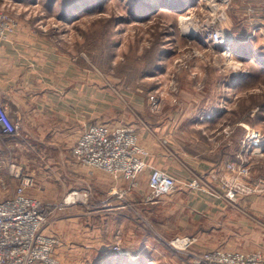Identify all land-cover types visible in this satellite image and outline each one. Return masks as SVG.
<instances>
[{"label": "rangeland", "instance_id": "1", "mask_svg": "<svg viewBox=\"0 0 264 264\" xmlns=\"http://www.w3.org/2000/svg\"><path fill=\"white\" fill-rule=\"evenodd\" d=\"M160 1L0 0L6 26L0 45L12 38L33 39L43 57L35 64L40 74L75 85L73 93L68 88L73 96L81 95L78 89L84 87L91 113L101 109L104 98L105 120L92 121L78 140L92 125L128 128L146 153L140 156L146 168L135 180L77 162L72 150L78 140L70 150L74 161L87 167L90 176L104 173L122 182L121 188L111 189L107 204L133 193L147 205L171 198L158 206L160 214L147 220L142 209V217L90 212L81 229L96 234L88 238L96 245L75 254L58 252L62 240L52 228L55 217L81 206L92 209L86 204L90 189L75 183L61 199L53 200L43 190L47 198H42L38 180L49 177L51 149L30 140L29 153L21 151V120L13 118L1 100L19 131L0 138L2 158L10 163L1 165L9 180L0 173V202L23 187L19 173L33 182L26 194L48 205H58L74 193L87 199L55 209L48 219L45 233L59 243V264H203L200 259L215 252L256 255L264 264V68L257 55H264V26L257 28L248 10L236 7L242 0H165L172 5L163 8ZM215 31L229 38L230 47L214 44L210 35ZM242 38H249L245 48ZM252 52L256 56H250ZM158 119L172 120V137L193 158L190 170L180 165L183 175L149 164L151 153L141 144L135 125L151 126L148 120ZM170 138L162 142L167 145ZM221 158L223 164L215 167L213 161ZM154 170L176 180L172 193L154 195L149 186ZM45 187L54 189L55 183ZM177 241L189 245L176 246Z\"/></svg>", "mask_w": 264, "mask_h": 264}, {"label": "crops", "instance_id": "2", "mask_svg": "<svg viewBox=\"0 0 264 264\" xmlns=\"http://www.w3.org/2000/svg\"><path fill=\"white\" fill-rule=\"evenodd\" d=\"M236 7L248 10L249 16H252V20L257 23V28L264 26V0H242L241 5L238 6L237 4ZM257 16H261L262 19L257 20V18H261ZM249 38L241 39L243 40L241 42L243 43V48L248 46L244 43L247 42L248 44ZM37 46L38 44L33 39L26 38H12L9 42L0 45V100L7 107L9 114L13 118L21 120L20 135L24 137H21L24 139L21 142V151L30 148L27 143L30 140L42 143L45 147L51 149L49 151L52 152L54 160H52L53 163L49 167V177L44 180V177L40 176V179H37L39 185L38 194L41 193L39 195L42 198H47L43 192L46 191L48 196H50L49 198L53 200L61 199L73 189L72 187H74L75 183L82 187H89L91 197L86 204L88 205L87 208L90 206L93 208L85 209L82 206H75L77 208L71 212H68V209L55 217V222L52 226L55 230L54 232L62 240V245L58 252L63 254L67 251L74 254L85 252L96 245L95 242L92 244L88 240V238H91L90 235L95 236L96 234H92L90 229L89 231L86 230L87 234H85L86 232H83L85 230L81 229L82 222H87L92 213L102 214L110 212L120 218L127 214L142 217L139 213V210L142 209L141 211H144L143 216L147 217V220H154V217L160 214L158 206H165L171 198L163 199L159 204L147 205L141 199H135L133 193L124 201L113 197L114 199L111 203H106L112 199H110L111 189L121 188L122 182H117L104 173L97 172L95 175L90 176L87 167L76 163L70 152L71 147L76 143L88 124L95 120H97L95 122L105 120L104 98H102L101 109L94 110L91 113L88 93H85L86 96H84V87L80 90L78 89L81 97L73 96L75 85L71 84L70 86L59 82L58 78H50V74H47V72L40 74V71L36 70L35 66L36 62L41 60L40 57H42L40 55L41 51L38 50ZM54 62L58 64L57 58H55ZM42 75L44 76L41 77ZM44 77L50 80H44ZM69 87L72 88V93L68 89ZM98 104L100 105L99 101ZM171 121L158 119V121L152 120L151 122L148 120L151 126L147 122H143L135 125V128L138 131L141 144L151 153L149 164L179 176L183 175L181 173L183 169L180 165L190 170L188 165L192 163L191 159L193 158L188 157V154L180 145L181 142H177L172 137ZM202 122L207 124L205 120ZM169 136L171 141H168L166 145L162 141ZM13 149L14 151L16 150L15 147ZM24 153L28 154L29 150ZM3 155H5V150L0 146V173H3L6 179L9 180V176L4 174L6 173V168L2 169L1 165L7 164L10 166V163L9 159L2 158ZM29 159L25 158L23 160L28 162ZM223 162V158H221L220 162L217 160L213 161L214 164L216 163L215 167L222 165ZM45 166L46 164L43 163L40 170L42 171L41 168H46ZM47 182L55 183V188L45 187ZM57 184L61 185L60 189L57 188ZM146 189L147 187L142 190L145 192ZM107 192V200H104ZM77 205H85V203ZM127 208L130 211H127Z\"/></svg>", "mask_w": 264, "mask_h": 264}, {"label": "built area", "instance_id": "3", "mask_svg": "<svg viewBox=\"0 0 264 264\" xmlns=\"http://www.w3.org/2000/svg\"><path fill=\"white\" fill-rule=\"evenodd\" d=\"M4 18L0 14L1 29H5ZM210 38L214 44L231 43L220 31L212 32ZM19 131V123L14 122L0 104V138L14 137ZM72 150L77 162L112 175H123L135 180L145 168L140 156L146 153L138 146L132 130L121 127L92 125L86 130ZM14 170V169H12ZM19 173L16 177L23 180L12 197L0 202V264H59L55 259L57 239L45 233L50 215L57 210H64L78 199L76 193L68 196L58 205H48L26 194L33 186L30 179H24ZM28 178V177H26ZM149 186L157 197L172 193L177 182L167 173L154 170L149 176ZM85 198V199H84ZM78 199V200H77ZM183 246L189 241H177ZM203 264H262L256 255L239 253H209L200 259Z\"/></svg>", "mask_w": 264, "mask_h": 264}, {"label": "trees", "instance_id": "4", "mask_svg": "<svg viewBox=\"0 0 264 264\" xmlns=\"http://www.w3.org/2000/svg\"><path fill=\"white\" fill-rule=\"evenodd\" d=\"M161 2V6H162V8L164 7V6H171L172 5V3L171 2H166L165 0L163 1V0H161L160 1ZM167 8V7H166ZM169 9L171 10V7H169ZM236 50V52H241V50H237V49H235ZM237 54V53H236ZM248 56H249V54H247ZM258 55V57H261L260 58V63L259 64H261V66H263V68H264V61H262V60H264V55H262V56H260L259 54H257ZM236 56H238V54L236 55ZM250 56H256V53L255 52H252L251 54H250ZM251 58V57H250ZM250 60H252V59H250ZM242 84V81H240L239 83H238V86L239 85H241Z\"/></svg>", "mask_w": 264, "mask_h": 264}, {"label": "bare ground", "instance_id": "5", "mask_svg": "<svg viewBox=\"0 0 264 264\" xmlns=\"http://www.w3.org/2000/svg\"><path fill=\"white\" fill-rule=\"evenodd\" d=\"M216 44L224 45L223 43H220V42H219V43H216ZM227 45H228V43L225 44V46H226V47H230L229 45H228V46H227ZM227 56H228V55H227ZM173 244H174V243H173ZM175 245H176V246H180L181 244H180V243H175Z\"/></svg>", "mask_w": 264, "mask_h": 264}]
</instances>
